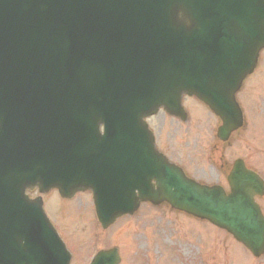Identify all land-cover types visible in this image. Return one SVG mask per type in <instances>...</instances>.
Masks as SVG:
<instances>
[{"label":"water","instance_id":"95a60500","mask_svg":"<svg viewBox=\"0 0 264 264\" xmlns=\"http://www.w3.org/2000/svg\"><path fill=\"white\" fill-rule=\"evenodd\" d=\"M262 49L264 0H0V264H68L23 194L34 187L91 190L103 228L164 202L263 256L257 177L236 164L229 195L196 185L141 122L186 94L236 130L234 95Z\"/></svg>","mask_w":264,"mask_h":264},{"label":"rangeland","instance_id":"374dc122","mask_svg":"<svg viewBox=\"0 0 264 264\" xmlns=\"http://www.w3.org/2000/svg\"><path fill=\"white\" fill-rule=\"evenodd\" d=\"M237 100L246 117V128L240 132L241 141H235L231 148L225 149L224 155L227 161L244 158L264 177V51L259 56L258 69L245 81ZM192 112L194 115L202 113L196 106ZM189 124L186 137L178 125L176 128L167 125L162 131V149L166 153H179L185 159L186 170L194 178L207 184L214 183L216 170L208 158L211 157L209 149L214 139L215 121L203 113L193 117ZM57 200L49 198L45 203V212L51 221L57 211ZM259 204L264 213V201ZM72 205L62 213L65 217H59L57 222L73 240L76 252L73 264H87L93 250L113 246L119 249L120 264H264V257L252 258L224 232L169 213L163 207L144 205L134 216L99 232L88 212L91 211L89 197L80 195ZM77 205L86 209L77 213ZM65 240L69 248L68 239ZM90 242L93 248L88 249Z\"/></svg>","mask_w":264,"mask_h":264},{"label":"flooded vegetation","instance_id":"af4514ba","mask_svg":"<svg viewBox=\"0 0 264 264\" xmlns=\"http://www.w3.org/2000/svg\"><path fill=\"white\" fill-rule=\"evenodd\" d=\"M174 121H176V122H178L177 120H174ZM170 161L172 160L171 158H168ZM219 170V173H220V175H219V177H222L224 174H225V172H226V170L225 171H223L222 170V168L220 169H218Z\"/></svg>","mask_w":264,"mask_h":264}]
</instances>
